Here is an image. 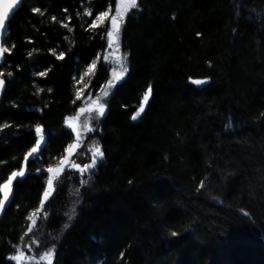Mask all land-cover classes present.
I'll list each match as a JSON object with an SVG mask.
<instances>
[{"label": "trees", "instance_id": "16d2710c", "mask_svg": "<svg viewBox=\"0 0 264 264\" xmlns=\"http://www.w3.org/2000/svg\"><path fill=\"white\" fill-rule=\"evenodd\" d=\"M116 1L23 0L9 22L0 184L36 145L34 127L48 140L0 216V264H14L45 170L74 140L66 117L81 106L77 92L107 45L109 20L89 25ZM121 43L128 72L97 133L104 157L80 188L79 215L51 264H264V0H140ZM108 75L100 63L88 84L97 90ZM149 85L148 106L132 120ZM66 183L46 202L45 225L57 238Z\"/></svg>", "mask_w": 264, "mask_h": 264}, {"label": "rangeland", "instance_id": "374dc122", "mask_svg": "<svg viewBox=\"0 0 264 264\" xmlns=\"http://www.w3.org/2000/svg\"><path fill=\"white\" fill-rule=\"evenodd\" d=\"M116 4H117V1H116ZM115 11H116V9H115ZM115 11L113 13H109V17H108L109 27L108 28L111 27V16L115 15ZM127 16H126V18H127ZM126 18H125V21H126ZM123 25H124V23L121 24V28H120L119 33L114 32L116 39L112 40L111 47H109V45H108V40L111 38L107 37V45H106L104 51L99 56V59L97 58L95 60L96 61L95 68H93L91 72L87 71L88 74L84 78V79H86V81H84V83H83V80L81 81L80 86H82V87H80L81 89L79 91V97L81 98V106L79 107L78 111L75 114L69 115L67 117L66 123H65L68 125L66 127L71 129L74 133V140L71 143L72 147L67 148L66 153L61 157L59 164H57L55 166H48V168L49 167L53 168V171L51 173H48L46 171L47 169L45 170V172H47L49 177L50 176L53 177V185H52V189L50 190L51 194L49 195V197L46 200L44 199L43 208H41V206H40L38 208L39 211H34V212H36V215L33 217V219L36 221V223L33 224L32 221H30V226H29V227H32V229H33L32 232H30L24 236L23 241L16 247L15 252L11 255V256H14L17 254L18 250H22L25 253V257L33 255L36 257V260L29 261L26 258L21 259L19 261L12 260L14 264H37V261H39V264H48V260H39V257L43 252L47 251L49 248H51L53 245H55V254L51 258V263H52L55 259L56 254H57L59 245L62 242V239L64 238V234L66 233V230L68 229V227H70L73 224V222L77 219V217L79 215V208L81 206V202L83 201L80 188L85 187L89 183L88 182L87 184H82L81 181L82 180L92 181L91 178L94 175V173L97 171V168H98V166L102 160H98V163L94 169L86 170L83 173H81V171L79 169L72 168V165L74 163L79 164L81 166V168H83L84 164H88L91 162L90 146H91L92 142L95 141L96 143L101 145V143L99 142V138L97 136V133L101 128V120L106 115V113L108 111V101L110 99V96H111L114 88L126 76V74H124V76L121 79H119V80L117 79L120 72L122 71V69L120 68V64L117 63V61L120 60L122 63H125L127 68H128V55H127L126 61L122 60L124 53H126V51L124 50L122 43H121V29H122ZM4 47H5V45H4ZM105 56L108 57L107 60L104 59ZM100 63L105 64L106 66L109 67V75H108L105 83L101 86V88L95 90L88 83H89V80L92 78V76H94V74L97 70V67ZM114 69H115V71H114ZM0 78H2V77H0ZM196 80H204L205 83L197 85L195 83ZM191 81H192V83H194L195 85L200 87V86L206 84L208 82V79H206V78H194ZM109 82H111V83H109ZM104 91L109 92V95L107 97H105L103 95ZM97 97H99V100H97ZM150 97H149V100H150ZM149 100H148V102H149ZM148 102L144 105L145 110L148 106ZM142 103H144L143 100H142ZM100 104H106L107 105V107L105 109V115L103 117H98V108H99ZM81 108L85 109V111L83 113L80 112ZM145 110H144V112H145ZM143 113L141 114V116L143 115ZM90 115L93 117V119H91V120L86 119ZM141 116L138 117L136 120H139L141 118ZM69 117H75V119L69 120L68 119ZM89 129H94V130L90 131ZM46 137L47 136L45 135V138ZM42 148L41 149L39 148L37 150L36 156L39 154V152L42 150ZM23 163H26V162L24 161ZM23 167L26 168L24 165H23ZM42 171L43 170H40L39 172H42ZM25 173H26V170H25ZM61 180L67 182L66 183L67 187L70 186L72 183V187H70V190H68V193L66 196L67 201H69V206H68L67 213H66L67 220L64 223V225L62 226L61 230L59 231L60 235L57 238L54 235V233L50 232L47 229L45 222L48 221L50 216L48 214L47 217H45L44 213L47 212L46 211V202L48 200H51L52 197L55 195V193H57V185H58V183H60ZM13 181H14V179H13ZM12 184H13V182L11 183V185ZM78 185H80V186H78ZM11 190H12V187H11ZM212 193L213 192L210 189H207L206 195L212 199L213 198L215 199L216 196H214V193L213 194ZM2 212H3V210L0 211V215L2 214ZM241 213L248 214L247 210H243V209L241 210ZM66 224L68 225L67 228L64 227ZM33 238L36 241H39V243L33 244L31 250H28L27 248H25V245L32 243Z\"/></svg>", "mask_w": 264, "mask_h": 264}, {"label": "snow or ice", "instance_id": "6c2138e0", "mask_svg": "<svg viewBox=\"0 0 264 264\" xmlns=\"http://www.w3.org/2000/svg\"><path fill=\"white\" fill-rule=\"evenodd\" d=\"M0 2H2V0H0ZM21 2V0H10L11 5H18ZM140 8V0H117V4H116V11H115V15L111 16V27L107 30L106 35L107 37H113L114 32L115 33H119L120 31V25L123 24L125 22V18L126 16L131 13L133 10H139ZM15 9L13 8V11ZM111 6H109L108 11H103L100 12L98 15H96L95 19L92 21V24L89 25L90 28H98L100 26H102L104 24V21L106 19H108L109 17V13L111 12ZM34 12L40 13L41 10L40 8H34L33 9ZM84 14L87 16H92V10L90 8H86L84 10ZM119 18V19H118ZM53 20H56V17H52ZM65 28H68V24H64L63 25ZM0 29H5V21H4V15L0 14ZM108 45L109 47H111L112 45V40L109 39L108 40ZM14 47V46H13ZM11 49L10 48H6L2 45H0V57H2L4 55V53L6 52H10ZM53 52H55V49L52 50ZM29 55H32V53H29ZM64 54L60 53L58 59H63ZM99 59V57H98ZM105 60L108 59L107 56L104 57ZM127 59V53H124L122 60L126 61ZM117 63L120 64V68L122 69V71L120 72L119 76L117 77V79H121L124 74H126L128 72V68L126 66L125 63H122L120 60L117 61ZM95 64L96 61H93V63L89 66L88 71L91 72L93 68H95ZM115 71V69H114ZM88 73H85V75H87ZM9 75H11V73H9ZM39 75L41 76H46L47 73L46 72H41ZM4 73L0 72V77H3ZM82 79V78H81ZM79 82V81H78ZM111 83V82H109ZM195 83L197 85L203 84L205 83L204 80H196ZM5 88V80L3 78H0V90ZM40 91H43V89H41ZM48 91L50 92L51 89H48ZM152 94V87L151 85L148 86L146 92L143 95V101L144 103L141 104V106L139 107V109L134 113V115L131 117L132 120H136L138 117L141 116V114L144 112L145 107L144 105L148 102L149 97ZM103 95L105 97H107L109 95L108 91H104ZM77 96L79 97V92H77ZM97 100H99V97H97ZM75 103V101H74ZM107 105L106 104H100L99 108H98V117H103L105 115V109H106ZM85 111V109L81 108L80 112L83 113ZM97 117V118H98ZM69 120L71 119H75V117H69ZM86 119L91 120L93 119V117L90 115L88 116ZM3 127H8V125H3ZM90 131L94 130V129H89ZM34 131L39 135V140L37 141V144L35 147H33L28 153L27 155L24 157V161L27 162L29 157H33L34 155L37 154V150L41 147L40 145V140H44V136L40 135L42 132V128L37 126ZM72 146L70 145L69 148H71ZM90 152H91V162L88 164H84L83 168H81V166L79 164H73L72 168L74 169H79L81 171V173H83L86 170H91L94 169L95 166L98 163V160H102L104 157V152L102 150V146L99 145L98 143H96L95 141L92 142L91 146H90ZM66 159V158H65ZM37 171H40L39 169H37ZM48 173H51L53 171L52 167L47 168L46 170ZM25 176V170L24 168H21V170L19 171H13L11 173V177L9 178V180L4 183L3 185H0V188H2L4 190L3 192V199H0V211H2L5 207V201H7L9 199L8 197V191H10L9 189V185L13 182V179H17V178H23ZM61 183H63V181H60ZM47 188L45 189V192L43 194L44 199L46 200L50 193V190L52 189V185H53V177H49L47 179ZM82 184H87L88 180H82L81 181ZM201 187H203V182L201 183ZM43 200L41 201V208H43ZM36 211H39V209H37ZM36 215V212L31 213L27 219L32 221L33 224L36 223V221L33 219V217ZM48 213L45 212L44 216L47 217ZM65 228L68 227V225L66 224L64 226ZM32 227L28 228V232L25 233V235H27L28 233L32 232ZM173 235H176V233H173ZM21 240L23 241V237L21 238ZM39 241H36L33 238L32 243L26 244L25 248H27L28 250H31L33 244H38ZM55 254V245H53L51 248H49L47 251L43 252L40 257L39 260H48V264H51V258L54 256ZM27 259L29 261H34L36 260V257L33 255L27 256L25 257V253L22 250H18L17 254L14 256H11L10 259L14 260V261H19L21 259ZM37 264H39V261H37Z\"/></svg>", "mask_w": 264, "mask_h": 264}, {"label": "bare ground", "instance_id": "6f19581e", "mask_svg": "<svg viewBox=\"0 0 264 264\" xmlns=\"http://www.w3.org/2000/svg\"><path fill=\"white\" fill-rule=\"evenodd\" d=\"M3 90V89H2ZM2 90L0 91V96H1V94H2ZM68 117V116H67ZM67 117H66V119H67ZM39 127H41L42 128V132H41V134L40 135H43L44 136V140H40L39 142H40V145H41V147H40V149L42 148V147H44L45 145H46V143H47V137L45 138V128H44V126L43 125H38ZM66 126H68L67 124H66ZM37 127V126H36ZM36 127H34L33 129H35ZM36 133V132H35ZM36 138H37V140H36V144H37V141L39 140V135L36 133ZM36 146V145H35ZM34 146V147H35ZM36 157V155H34L33 157H29V159H28V161L26 162V163H23L24 162V159H23V161H22V164H21V166L19 167V168H14L13 170H12V172L13 171H19V170H21V168H24L23 167V165L26 167V168H24L25 170H26V173H25V176L27 175V173L29 172V169H28V166H27V164H28V162H29V160H31V159H34ZM11 172V173H12ZM38 173H39V171H38ZM11 177V174L8 176V179L7 180H5V181H3L0 185H3L4 183H6L8 180H9V178ZM18 179V178H17ZM17 179H14V181H13V184L11 185H9V189H10V191H8V197H9V199L7 200V201H5V207H4V209H3V212L5 211V209H6V207L11 203V201H12V199H13V196H14V182L17 180ZM11 187H12V190H11ZM48 187V186H47ZM60 187H61V182L60 183H58V185H57V191H58V189H60ZM3 192H4V190L2 189V188H0V199H3ZM42 200L44 201V196H42ZM48 201H50V200H48ZM2 212V213H3ZM1 216V215H0Z\"/></svg>", "mask_w": 264, "mask_h": 264}, {"label": "water", "instance_id": "95a60500", "mask_svg": "<svg viewBox=\"0 0 264 264\" xmlns=\"http://www.w3.org/2000/svg\"><path fill=\"white\" fill-rule=\"evenodd\" d=\"M22 2L23 0H21V2L18 5H11L10 0H2V2H0V14L4 15L5 28H6V31L5 29H0V45L2 46H4V40L9 31V22L11 18L13 17V15L15 14V12L22 5ZM13 8L15 9L14 11H13ZM120 28H121V25H120ZM110 38L111 40H115L116 39L115 34L113 35V37H110ZM5 56H6V53H4L2 57H0V65L4 61Z\"/></svg>", "mask_w": 264, "mask_h": 264}]
</instances>
